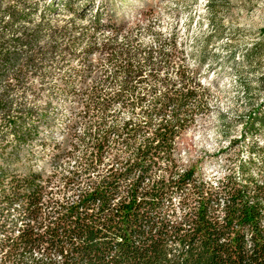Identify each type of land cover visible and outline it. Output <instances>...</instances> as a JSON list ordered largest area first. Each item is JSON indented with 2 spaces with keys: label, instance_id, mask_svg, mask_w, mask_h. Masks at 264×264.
Instances as JSON below:
<instances>
[{
  "label": "rangeland",
  "instance_id": "374dc122",
  "mask_svg": "<svg viewBox=\"0 0 264 264\" xmlns=\"http://www.w3.org/2000/svg\"><path fill=\"white\" fill-rule=\"evenodd\" d=\"M0 50L13 56L0 64V168L16 178L40 176L44 213L48 199L75 200L114 156L132 157L170 120L172 106L151 111L167 91L193 93L185 105L190 122L174 137L172 163L160 161L151 180L167 179L165 167L174 164L178 172L193 167L215 187L228 175L239 178V163L250 158L248 173L264 179V159L250 151L264 148V124L249 123L253 114L264 120V0H0ZM126 64L139 74L127 78ZM13 121L30 129L22 142ZM125 122L142 131L109 134L101 162L84 174L92 142ZM72 173L78 182L67 185ZM4 212L8 235L34 224L17 202ZM22 259L59 258L32 250Z\"/></svg>",
  "mask_w": 264,
  "mask_h": 264
},
{
  "label": "trees",
  "instance_id": "16d2710c",
  "mask_svg": "<svg viewBox=\"0 0 264 264\" xmlns=\"http://www.w3.org/2000/svg\"><path fill=\"white\" fill-rule=\"evenodd\" d=\"M99 16L94 12V24ZM12 60L0 50V64ZM123 70L129 79L139 74L128 64ZM192 96L191 91H167L154 99L151 111L172 106V118L157 126L132 157L114 156L105 173H97V181L91 180L75 200L48 199L47 213L42 211L38 174L16 178L0 168V232H6L0 239V264H27L22 255L32 250L53 251L59 259L31 264H264V179L259 182L248 173L252 158L239 163V178L228 175L215 187L198 180L193 167L178 172L174 164L165 167L167 179H150L160 161L171 162L174 137L190 122L185 105ZM90 102L103 110L108 106ZM5 109L0 99V110ZM258 115H252L251 125L264 124ZM9 126L19 142L30 132L20 121ZM141 129L125 122L120 129L101 131L92 142L95 152L84 174L101 162L109 134L132 137ZM250 151L264 159V148L253 146ZM77 182L78 175L72 173L66 183ZM14 202L34 224L27 222L8 235L12 221L4 211Z\"/></svg>",
  "mask_w": 264,
  "mask_h": 264
},
{
  "label": "bare ground",
  "instance_id": "6f19581e",
  "mask_svg": "<svg viewBox=\"0 0 264 264\" xmlns=\"http://www.w3.org/2000/svg\"><path fill=\"white\" fill-rule=\"evenodd\" d=\"M214 186V185H213Z\"/></svg>",
  "mask_w": 264,
  "mask_h": 264
}]
</instances>
